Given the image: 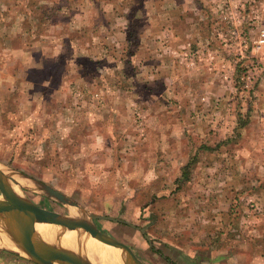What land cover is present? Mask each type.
<instances>
[{"label": "rangeland", "instance_id": "rangeland-1", "mask_svg": "<svg viewBox=\"0 0 264 264\" xmlns=\"http://www.w3.org/2000/svg\"><path fill=\"white\" fill-rule=\"evenodd\" d=\"M80 1L0 0V163L101 217L95 226L143 264H186L191 250L215 257L235 244L226 231L254 237L252 263L264 264V0H191L186 40L194 43L172 56L175 91L156 94L153 86L127 102L108 88L126 71L110 61L141 48L137 38L148 36V17L152 27L175 19L147 15L145 0ZM117 21L125 35L111 38L107 26ZM161 66L171 71L170 62ZM142 95L158 97L156 108L138 106ZM108 101L118 109L107 110ZM156 121L178 145L191 147L183 150L187 160L197 155L193 184L176 186L185 156L177 158L178 173H137L138 160L146 169L154 165L149 148L138 147ZM24 182L29 189L22 192L35 205L69 215L67 206ZM0 264L33 263L0 248Z\"/></svg>", "mask_w": 264, "mask_h": 264}, {"label": "crops", "instance_id": "crops-1", "mask_svg": "<svg viewBox=\"0 0 264 264\" xmlns=\"http://www.w3.org/2000/svg\"><path fill=\"white\" fill-rule=\"evenodd\" d=\"M81 2L80 0H75L76 2ZM163 1L165 0H145L144 7H141V11L143 10L147 15H154V14H163V13H170L172 14L175 21L167 24L161 23L155 24L152 27L151 21L148 17V20L150 23H148L149 28L147 30L148 36L146 37H138L139 39V45H141V48L137 50V47L133 48L134 52L131 50L132 55H122L119 56L116 60L110 61L114 62L115 66H125L126 71L120 72L117 75H114L111 79L112 82L108 86V88H111L113 92L124 95V99L129 100L130 94L133 93H151V87H155V93L156 94H162L169 92L172 90V92L175 91L174 83L176 84V81L178 80V76L174 73L176 66V61L173 60L174 55L178 54L179 48L184 47V45L193 44L194 39L192 38L190 41L186 40L188 36V29H192V18L191 15L193 14V6L191 7L190 2L191 0H171L173 4L170 5H163ZM32 8V7H30ZM82 15V12L80 11L78 13V16L76 17L78 21H74V23H79V18ZM50 19V18H48ZM58 22V21H57ZM55 23V21H54ZM49 21H47V25H49ZM53 24V23H52ZM117 21L115 24H111L107 26L112 33L114 34L113 37H122L125 35V28L124 23L121 24ZM164 29V31H163ZM115 32H114V31ZM196 39H199L196 37ZM44 39H40L42 41ZM118 41L125 42L126 39H118ZM117 41V42H118ZM149 44V47L151 49L150 44L154 46L155 48L152 49L154 52L153 55H147L145 53V48L142 46H147ZM125 44V43H124ZM125 48V47H124ZM130 49H126L128 52ZM126 51H123L125 53ZM168 52V54H167ZM145 53V54H144ZM149 57L154 59V65L151 66ZM170 62L171 65V71L170 67H162L161 63ZM137 62V64H136ZM132 63L135 67L134 71H129L126 67H129L128 65ZM137 65H141L140 69H137ZM132 66V65H131ZM139 67V66H138ZM124 68V67H123ZM166 70V72H163V70ZM129 79H135V83H130ZM117 80V81H116ZM161 80V82H160ZM156 81V83L154 82ZM170 81V87H168V82ZM173 83V87H171V84ZM103 92V91H101ZM104 93V92H103ZM119 99V98H118ZM160 101L158 97H150L146 95H142L141 98L138 99V101H135L138 106L142 107V109L147 110L149 108H156L155 102ZM105 108L107 107L110 110H116L118 107H115V105H112L110 101L105 102ZM116 103L120 104L123 103L126 106L128 105L124 101H116ZM135 104V103H133ZM129 106V105H128ZM154 106V107H153ZM124 108V105H123ZM108 110V109H107ZM154 132L149 133L148 138L141 143V145L138 147V151L140 150H146L149 148V153L151 155V158L153 159V167H150L149 169H146L145 163L138 160L136 171L137 173H141L142 175L148 174H162V173H168L176 172L178 173V169L176 167L178 166V160L177 158L184 157L185 153H183V150H187L188 148L191 149L190 146L187 147V143H183L178 145V137H174L171 134L162 133V125L160 124V121H156L155 126L153 127ZM157 132V133H156ZM205 149H209L208 146H205ZM139 154L136 153V157H133V159H138ZM156 157H159V159L163 161H157ZM197 158L198 163V157L197 155H192V158ZM191 158V159H192ZM182 162L179 163L180 169V175H178L176 178L178 179L176 186L177 188L180 185L186 184L190 185L193 184L189 181H183L181 179L182 171L181 169L191 160L188 159V155L185 156ZM196 163V164H197ZM198 167V166H197ZM195 168L194 167L190 170V173H196L197 171L201 170V168ZM130 167H127V171H129ZM199 169V170H198ZM147 171V172H146ZM146 177V176H145ZM191 177V176H190ZM182 181V183H180ZM174 182V185H173ZM172 184L169 182L168 185L175 186V181H173ZM154 184V190H157V186H160L159 183H153ZM161 190V189H160ZM162 191V190H161ZM169 196V195H164ZM222 232H218L217 235L220 236V238H225L222 236ZM258 233H261V235L264 234V232H260L258 230ZM227 236H230L234 239V245L231 247H226L224 245V248H221L219 251H217V256L212 257L211 255L216 252H208L206 256L198 255L196 251H189L190 249L185 248H178L179 250H183V254H186L188 252L186 257L189 258V260L186 262V264H245L243 257L247 258L248 261H246L247 264H253L252 262H256V256H254L256 250L258 249L255 242L256 239H253L254 237H249L246 235L245 231L244 234L241 233L238 234L236 231H226ZM260 235V236H261ZM213 237V236H212ZM214 238V237H213ZM211 249L213 247H210ZM175 259L184 258L183 255L178 256V253L176 254ZM234 255V256H233ZM226 261H229V263H226ZM185 264V263H183Z\"/></svg>", "mask_w": 264, "mask_h": 264}, {"label": "water", "instance_id": "water-1", "mask_svg": "<svg viewBox=\"0 0 264 264\" xmlns=\"http://www.w3.org/2000/svg\"><path fill=\"white\" fill-rule=\"evenodd\" d=\"M27 181L32 184L35 191L41 192L48 198L54 199L58 203L77 211L72 215L63 216L59 213L42 209L35 205L23 194L22 190H27V185L18 184L15 179ZM21 192V198L17 192ZM0 223L12 229L10 241H20L25 246L27 258L33 264H101L91 262L82 257H68L55 249L37 232L35 226H51L49 231L52 238L61 239L66 234L73 233L75 237L85 240L94 239L100 244L111 246L120 251V259L123 264H143L126 245L103 234L94 224V221L101 218L95 217L86 210L79 208L67 197L60 194L50 186L31 179L23 174L14 173L5 165L0 163ZM83 214L85 217L78 215ZM143 231V230H141ZM2 250L12 253L5 248ZM14 254V253H12ZM17 255V254H15ZM20 256V255H18ZM24 257V256H22Z\"/></svg>", "mask_w": 264, "mask_h": 264}, {"label": "bare ground", "instance_id": "bare-ground-1", "mask_svg": "<svg viewBox=\"0 0 264 264\" xmlns=\"http://www.w3.org/2000/svg\"><path fill=\"white\" fill-rule=\"evenodd\" d=\"M15 181L22 185L25 183L23 180L15 179ZM17 192V191H16ZM18 195L23 198L21 192H17ZM0 199H2L0 197ZM71 212L72 215H76L77 211L70 209L68 213ZM82 216L83 214L78 213ZM83 217H85L83 215ZM37 232L43 237L46 241L50 243L55 249L62 252L65 256L68 257H82L93 263L100 262L101 264H123L120 259V251L107 245H103L95 241L94 239H89L87 242L83 239L75 237L73 233L66 234L61 239L52 238L49 235V231L53 228L51 226L38 225L35 226ZM12 229L9 226H6L4 222L0 223V247L5 248L6 250L20 255L26 256L27 251L25 246L20 241L12 242L10 241V235Z\"/></svg>", "mask_w": 264, "mask_h": 264}, {"label": "trees", "instance_id": "trees-1", "mask_svg": "<svg viewBox=\"0 0 264 264\" xmlns=\"http://www.w3.org/2000/svg\"><path fill=\"white\" fill-rule=\"evenodd\" d=\"M238 67H237V71H236V78H239V75H238ZM197 163V158L196 157H193L182 169V175H181V179L183 181H189V178H190V170L196 165Z\"/></svg>", "mask_w": 264, "mask_h": 264}, {"label": "built area", "instance_id": "built-area-1", "mask_svg": "<svg viewBox=\"0 0 264 264\" xmlns=\"http://www.w3.org/2000/svg\"><path fill=\"white\" fill-rule=\"evenodd\" d=\"M259 44H263L264 43V32L261 33L260 35V40L258 42Z\"/></svg>", "mask_w": 264, "mask_h": 264}]
</instances>
